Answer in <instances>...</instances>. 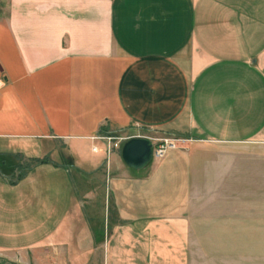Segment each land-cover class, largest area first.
<instances>
[{"label":"crops","instance_id":"0c3cea01","mask_svg":"<svg viewBox=\"0 0 264 264\" xmlns=\"http://www.w3.org/2000/svg\"><path fill=\"white\" fill-rule=\"evenodd\" d=\"M128 130L199 142L134 170L94 141ZM247 140L264 141V0H0L4 165L50 157L109 185L104 224L80 228L57 201L69 170L0 185L1 264H257L209 259L247 243V213L216 208L193 241L186 218L200 144Z\"/></svg>","mask_w":264,"mask_h":264},{"label":"rangeland","instance_id":"374dc122","mask_svg":"<svg viewBox=\"0 0 264 264\" xmlns=\"http://www.w3.org/2000/svg\"><path fill=\"white\" fill-rule=\"evenodd\" d=\"M134 134L130 130L117 136L105 134L102 136L113 138L111 145L100 141L98 146L101 147L103 144L108 150L109 146L113 148V145L119 142L121 152L124 144L130 139L140 138L133 137ZM116 138L119 141L116 142ZM167 139L182 140L173 136L156 137L154 135L149 140L154 143ZM184 142L195 145L199 141L184 140ZM191 144L189 145L191 149H198V146L193 147ZM200 145L203 146H201V150H198L199 154L196 155L198 161L194 165L191 197L186 210V218L190 223L191 240L194 239V236L191 235V232L195 231L194 222H202V218H208L212 213L215 214L218 211L216 208L221 209L219 211H223L225 214L231 213L233 217L239 216L240 212L247 213L249 222L247 243L243 239L237 242V245H243L238 250L213 253L209 259L253 260L257 264H264V235H259L257 228V221L264 219V141L247 140V143L243 144L234 142V144L201 143ZM178 147V150L187 149L185 145L183 147L182 143H179ZM0 159V185L7 183L10 187H15L21 184L24 187L25 196L26 193L32 191L34 185L36 186L40 182V179L42 180L40 182L42 187H49V180H52V187L60 185L66 180L65 171L69 170L72 174H67V177L73 179V190L62 189L61 194H58L59 200L57 201L62 205V208L65 207L66 213L73 214L75 220H82H76L75 224L78 228L82 226L81 222L92 223L95 226L104 224V214L109 212V204L107 203V201L109 202V185L106 180L102 184L99 180L100 177L91 173L82 177L77 176V172L72 168L64 167L61 169L50 157L40 160L41 164L38 161L29 163L26 160L22 161L9 157L6 159L7 162L5 161L8 165H4L2 161L4 159L2 157ZM155 161L153 158L150 164L152 165ZM41 165L47 166V169H51L52 173L49 170L45 172V170L40 169ZM54 166L62 170L59 173L60 176H56L53 172ZM51 175L53 178H50ZM41 190L44 192L47 191V188H41ZM87 193L93 196V202L91 198L88 201L85 199ZM64 198L68 201L66 205L63 201ZM87 202L89 206L86 205ZM32 206L28 205V207ZM48 207H50V203H41L42 215L47 212ZM259 227H262L264 232V221L259 223ZM216 241L217 238L213 242ZM245 245L248 247L247 251L243 250ZM257 245L261 246L260 250L257 249ZM250 264L255 263L250 262Z\"/></svg>","mask_w":264,"mask_h":264},{"label":"water","instance_id":"95a60500","mask_svg":"<svg viewBox=\"0 0 264 264\" xmlns=\"http://www.w3.org/2000/svg\"><path fill=\"white\" fill-rule=\"evenodd\" d=\"M124 163L131 169H145L153 160V143L147 138H133L122 148Z\"/></svg>","mask_w":264,"mask_h":264},{"label":"built area","instance_id":"2783aa9c","mask_svg":"<svg viewBox=\"0 0 264 264\" xmlns=\"http://www.w3.org/2000/svg\"><path fill=\"white\" fill-rule=\"evenodd\" d=\"M94 141L98 142H106L108 145H111V142L113 141L112 137H107V136H98L94 139ZM119 141L116 138V142ZM117 142L115 145H113V148L111 146L108 147V152H111L113 149H119L120 145ZM179 143H184V140H162L159 142H154L153 143V158L158 161L164 160L169 152L178 149V144Z\"/></svg>","mask_w":264,"mask_h":264}]
</instances>
